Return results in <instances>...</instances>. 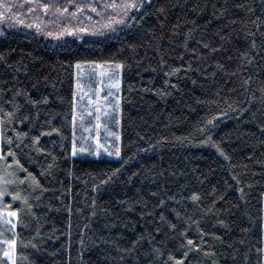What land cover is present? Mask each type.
I'll return each instance as SVG.
<instances>
[{
  "label": "trees",
  "instance_id": "16d2710c",
  "mask_svg": "<svg viewBox=\"0 0 264 264\" xmlns=\"http://www.w3.org/2000/svg\"><path fill=\"white\" fill-rule=\"evenodd\" d=\"M105 3L0 0V264H264V0ZM96 63L119 159L72 149Z\"/></svg>",
  "mask_w": 264,
  "mask_h": 264
},
{
  "label": "rangeland",
  "instance_id": "374dc122",
  "mask_svg": "<svg viewBox=\"0 0 264 264\" xmlns=\"http://www.w3.org/2000/svg\"><path fill=\"white\" fill-rule=\"evenodd\" d=\"M120 86L121 65L118 63L85 64L77 69L72 123L73 152L92 158H120V154L116 155L117 150L120 153ZM1 243L7 246L2 252L0 247V257L5 256V261H9L11 247L8 244L12 246L13 241L3 240Z\"/></svg>",
  "mask_w": 264,
  "mask_h": 264
},
{
  "label": "snow or ice",
  "instance_id": "6c2138e0",
  "mask_svg": "<svg viewBox=\"0 0 264 264\" xmlns=\"http://www.w3.org/2000/svg\"><path fill=\"white\" fill-rule=\"evenodd\" d=\"M43 7L45 8H48L49 5H43ZM79 5H77V9L79 10ZM105 8H113V9H119L120 11L117 13L118 15H120L121 17H126L129 15L130 12L136 10L138 11L140 8L143 7V0H124V2L122 4H117L115 2V0H112V3H105L104 5ZM30 11L32 9H29ZM63 11H67V9H63ZM92 11L95 12L96 11V8L95 7H92ZM113 23H124V19H120V20H115L114 18L113 19H110L109 20V23L105 25V27H111V25ZM114 30V29H112ZM97 112L100 111L99 108L96 109ZM97 120H99V116H97ZM97 127H99V125H97ZM119 150L116 151V155L119 156ZM18 163V162H17ZM18 198V197H17ZM12 215H15V213H13ZM9 223H11L9 221ZM189 244L192 243V241H189L188 242ZM5 255H8L7 253H5Z\"/></svg>",
  "mask_w": 264,
  "mask_h": 264
}]
</instances>
